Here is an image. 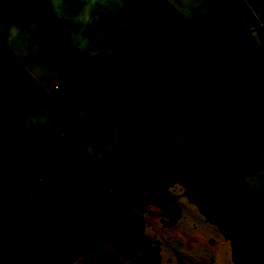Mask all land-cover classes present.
Returning <instances> with one entry per match:
<instances>
[{"label":"trees","instance_id":"trees-1","mask_svg":"<svg viewBox=\"0 0 264 264\" xmlns=\"http://www.w3.org/2000/svg\"><path fill=\"white\" fill-rule=\"evenodd\" d=\"M224 6L185 23L189 33L183 34L151 0H120L126 31L134 27L160 45L139 48L110 72L77 51L64 19L45 0L23 7L0 0V11L30 31L45 46L43 56L49 52L65 72V87L98 95L103 105L91 120L128 143L99 155L74 130L65 139L38 136L24 114L16 118L9 106L16 97H3L10 90L1 81L0 264L74 263L63 222L82 237L85 250L98 249L120 229L142 264H163L162 243L145 215L156 208L165 227L176 225L181 195L230 243L235 264H264V204L240 181L264 150V53L244 30L234 0ZM129 20L135 24L127 27ZM175 126L179 138L188 136L181 150L168 131ZM100 182L120 188L124 201L99 203Z\"/></svg>","mask_w":264,"mask_h":264},{"label":"rangeland","instance_id":"rangeland-1","mask_svg":"<svg viewBox=\"0 0 264 264\" xmlns=\"http://www.w3.org/2000/svg\"><path fill=\"white\" fill-rule=\"evenodd\" d=\"M12 1L20 7L36 2ZM151 2L155 9L166 15L176 30L183 34L189 33L185 23L200 15L220 13L225 9L224 0ZM234 2L244 30L264 53V0ZM45 3L55 13L51 0H45ZM66 3L71 9L68 18L64 19L69 38L77 46L83 42L87 43V47L79 52L100 70L113 72V68L128 64L139 48L144 47L145 52L150 46L160 45L158 38L144 37L135 31L134 27L126 31L124 24L121 25L123 21L119 22L120 0H105L103 4L97 0L92 6V23L88 25L78 24L73 19L85 7V0H67ZM128 23L135 24L129 20L127 27ZM128 33L133 35L128 36ZM44 47L42 43L36 42L30 31L21 29L0 11V84L4 80L9 84L10 95L4 93V98H11L12 101L13 97H16L14 104L9 105L15 110L16 118L24 114L28 127L38 136L65 139L68 137L67 131L74 130L84 142L89 141L94 145L95 153L103 155L110 152L122 140L114 130L104 129L101 121L94 123L91 120L90 114H99L101 111V99L94 91L74 86L65 87L68 81L65 72L53 63L54 60L48 59L49 52L47 55L44 52L43 56ZM160 48L158 46V49ZM19 64L30 75L28 81V74H22ZM177 130H180L179 126L168 131L174 136ZM174 137L175 148L181 150L187 145L188 136L185 133L183 138L177 135ZM122 144L127 145V140H123ZM58 153L57 171L61 172L65 164L62 162L63 154ZM224 153L229 155V148H226ZM224 160L229 161V158ZM240 181L264 204V150ZM95 189L99 203L114 206L116 202L124 201L125 196L120 188H106L100 182ZM176 206L180 219L174 226L165 227L162 221L166 218L156 208L151 209V214L145 215L150 234L162 243L163 264H235L230 243L216 226L205 220L196 206L183 195L179 196ZM62 224L65 235L71 241V248L76 250L74 254L78 257L72 264H142L139 250L125 240L120 229L108 236L98 249L85 250L82 237L77 233L67 232L66 223Z\"/></svg>","mask_w":264,"mask_h":264},{"label":"clouds","instance_id":"clouds-1","mask_svg":"<svg viewBox=\"0 0 264 264\" xmlns=\"http://www.w3.org/2000/svg\"><path fill=\"white\" fill-rule=\"evenodd\" d=\"M97 3V0H85V7L73 17L74 21L78 24L88 25L92 23L91 13L93 11L92 6ZM100 3H105V0H100ZM51 5L56 13L57 19H66L69 16L71 9L66 3V0H51ZM35 22V21H34ZM83 39V38H82ZM87 47V43L83 42L77 46V51H83ZM90 151V150H89ZM19 235V230H17ZM6 235L11 236V232H6Z\"/></svg>","mask_w":264,"mask_h":264}]
</instances>
